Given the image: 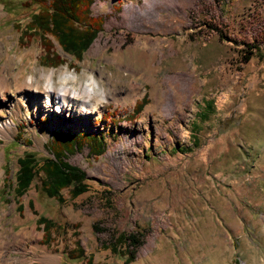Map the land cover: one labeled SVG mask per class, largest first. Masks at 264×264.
<instances>
[{
	"label": "rangeland",
	"instance_id": "1",
	"mask_svg": "<svg viewBox=\"0 0 264 264\" xmlns=\"http://www.w3.org/2000/svg\"><path fill=\"white\" fill-rule=\"evenodd\" d=\"M39 9L0 0V75L20 85L80 65L121 94L71 116L37 105L43 96L29 90L24 103L0 100V233L25 246L10 255L21 264H87L90 255L92 264H264V0H94L102 30L82 59L53 36L51 45L27 36ZM247 45L258 48L249 60ZM58 124L105 140L100 155H68L86 191L65 188L58 203L36 179L17 197L18 157L48 155ZM40 216L54 222L47 233ZM134 231L144 241L132 262L102 245ZM76 247L84 257H72Z\"/></svg>",
	"mask_w": 264,
	"mask_h": 264
},
{
	"label": "trees",
	"instance_id": "2",
	"mask_svg": "<svg viewBox=\"0 0 264 264\" xmlns=\"http://www.w3.org/2000/svg\"><path fill=\"white\" fill-rule=\"evenodd\" d=\"M23 2L25 7L34 4L40 8L27 24V36L38 33L48 43L50 40L47 37L53 36L65 52L77 59H82L83 53L102 30L103 19L91 15L90 7L94 0H23ZM247 49L245 60L251 59L254 52L258 51L255 45H247ZM146 101L144 95L136 102L134 111H139ZM208 107L210 108L211 105L208 104ZM55 127L46 144L48 155L40 160L36 152L27 150L18 157V170L13 188L17 197L24 195L36 179L39 181L38 190L47 197L56 199L58 203L63 201L61 192L65 188H69L72 197L86 191L87 174L79 166L71 164L67 160L68 155L84 147L89 148V155H100L106 149L105 140L101 133L85 131L74 133L62 124ZM25 144L32 143L30 140H25ZM38 221L45 233L54 225V222L46 216H40ZM94 230L99 232L103 229L99 230V226L95 224ZM143 236L137 231L120 232L111 234L109 243L102 245L122 257L124 262L129 263L136 258L137 250L144 241ZM75 251L72 256L74 259L84 257L80 248L76 247ZM87 264H92L91 255L87 258Z\"/></svg>",
	"mask_w": 264,
	"mask_h": 264
},
{
	"label": "clouds",
	"instance_id": "3",
	"mask_svg": "<svg viewBox=\"0 0 264 264\" xmlns=\"http://www.w3.org/2000/svg\"><path fill=\"white\" fill-rule=\"evenodd\" d=\"M27 83L29 91L43 96L42 106L57 113L62 106L70 108L76 104L79 113L88 114L106 103V88L101 76L84 66L50 67L46 72L28 75Z\"/></svg>",
	"mask_w": 264,
	"mask_h": 264
},
{
	"label": "bare ground",
	"instance_id": "4",
	"mask_svg": "<svg viewBox=\"0 0 264 264\" xmlns=\"http://www.w3.org/2000/svg\"><path fill=\"white\" fill-rule=\"evenodd\" d=\"M18 77L16 76L15 78H9L7 75L2 74L0 75V100L6 101L7 98H14L16 99V101L18 103H24V97L27 95L25 94V92L28 90L29 85L27 83V78L25 80L24 83L20 84L18 83ZM137 87V85H131L129 86V88H135ZM19 88L21 90H19ZM106 88V96H105V100L107 99L108 95H113V94H121V91H119L120 89L114 88L113 86L109 85ZM128 88V89H129ZM130 90V89H129ZM134 91V90H133ZM117 92V93H116ZM132 93V92H130ZM129 94V92H128ZM36 96V95H35ZM34 96V97H35ZM116 96V95H115ZM30 97V96H29ZM30 100H33V97H30ZM43 98L40 97V99L38 98L35 103L38 105L39 101L42 102ZM26 102V101H25ZM77 105L73 104L70 108V116L72 115V113H74L73 115L79 113L77 110ZM36 108V107H35ZM85 108L87 109V106H85ZM64 107H61V110H63ZM90 112H94V111H90ZM17 236L14 237V242H9L8 240H5L2 237V234L0 233V264H21L24 259H22V256H16L13 257L12 255H10V252L12 251H20L21 248H19L22 244V246L24 245V242H18L17 240ZM25 246L22 247V249H24Z\"/></svg>",
	"mask_w": 264,
	"mask_h": 264
}]
</instances>
